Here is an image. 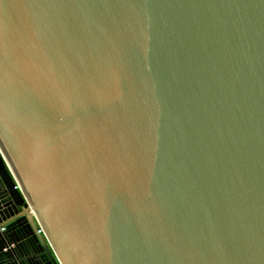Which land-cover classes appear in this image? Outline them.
Listing matches in <instances>:
<instances>
[{
    "label": "water",
    "instance_id": "1",
    "mask_svg": "<svg viewBox=\"0 0 264 264\" xmlns=\"http://www.w3.org/2000/svg\"><path fill=\"white\" fill-rule=\"evenodd\" d=\"M0 264H264V0H0Z\"/></svg>",
    "mask_w": 264,
    "mask_h": 264
}]
</instances>
